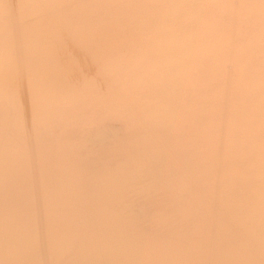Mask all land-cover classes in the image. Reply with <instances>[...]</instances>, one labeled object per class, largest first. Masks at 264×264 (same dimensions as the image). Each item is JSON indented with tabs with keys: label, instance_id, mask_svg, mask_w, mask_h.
I'll use <instances>...</instances> for the list:
<instances>
[{
	"label": "bare ground",
	"instance_id": "bare-ground-1",
	"mask_svg": "<svg viewBox=\"0 0 264 264\" xmlns=\"http://www.w3.org/2000/svg\"><path fill=\"white\" fill-rule=\"evenodd\" d=\"M0 264H264V0H0Z\"/></svg>",
	"mask_w": 264,
	"mask_h": 264
}]
</instances>
